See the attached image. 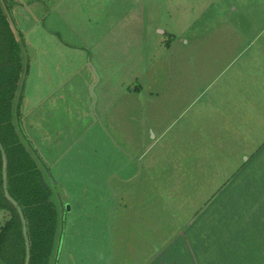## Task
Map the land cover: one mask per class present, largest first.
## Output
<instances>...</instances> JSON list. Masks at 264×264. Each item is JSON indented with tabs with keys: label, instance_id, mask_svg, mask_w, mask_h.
Segmentation results:
<instances>
[{
	"label": "rangeland",
	"instance_id": "1",
	"mask_svg": "<svg viewBox=\"0 0 264 264\" xmlns=\"http://www.w3.org/2000/svg\"><path fill=\"white\" fill-rule=\"evenodd\" d=\"M14 11L20 88L28 69L30 101L45 108L29 137L59 214L50 264H108L112 236V264H162L172 219H193L264 148V0H34ZM62 89L66 111L52 113Z\"/></svg>",
	"mask_w": 264,
	"mask_h": 264
},
{
	"label": "crops",
	"instance_id": "2",
	"mask_svg": "<svg viewBox=\"0 0 264 264\" xmlns=\"http://www.w3.org/2000/svg\"><path fill=\"white\" fill-rule=\"evenodd\" d=\"M33 1L2 0L15 35L24 34L15 18V7H30ZM21 54L24 55L23 44ZM26 72L21 86V113L24 130L30 136V129L34 128V125H37L38 129L41 124L40 117L45 108L42 100L35 99V102L31 103L26 86L29 70ZM64 93L66 91L62 89L58 95H50L53 101L49 106L50 112L66 111ZM37 113L38 118L33 116ZM31 119L34 120L33 124ZM30 140L32 141L31 138ZM34 146L37 149L35 144ZM41 157L43 158L42 155ZM259 169L264 172V148L259 153L247 157L229 178L231 181L226 182V187L221 192L209 196V203L205 208L202 205L199 214L196 212L193 219L187 218L182 223L172 219L171 226L175 229L172 238L169 237L173 231L169 227L170 221L168 226L163 224V238H169L162 250L169 251L163 254L162 261L165 260L168 264H264V175L260 176L259 180L255 178ZM163 221L165 223L166 218L163 217ZM165 261L162 264H165Z\"/></svg>",
	"mask_w": 264,
	"mask_h": 264
},
{
	"label": "trees",
	"instance_id": "3",
	"mask_svg": "<svg viewBox=\"0 0 264 264\" xmlns=\"http://www.w3.org/2000/svg\"><path fill=\"white\" fill-rule=\"evenodd\" d=\"M21 52L20 41L0 0V210L9 214L0 228V264H26L27 238L29 264H50L59 214L51 188L43 184L44 170L49 166L22 124L20 84L25 71ZM3 151L7 160L6 185Z\"/></svg>",
	"mask_w": 264,
	"mask_h": 264
},
{
	"label": "water",
	"instance_id": "4",
	"mask_svg": "<svg viewBox=\"0 0 264 264\" xmlns=\"http://www.w3.org/2000/svg\"><path fill=\"white\" fill-rule=\"evenodd\" d=\"M27 53H28L29 57H31L32 59L36 58V52H35V49H34L33 47L30 46V47L28 48V50H27ZM111 137H112V140L114 141V143H115V144H116V145H117L122 151H124L125 153H128L127 150H126L125 148H123L122 146L119 145V143L117 142V140H116L115 138H113V136H111ZM3 157H4V177H5V185H6V168H7V160H6V155H5L4 151H3ZM43 184H44L45 187H49V185L46 183L45 180H44ZM6 194H7V196L13 201V203H15V204L17 205L16 201H14V200L9 196L8 192H6ZM116 202H117V197L115 198V204H116ZM66 208H67L68 211L71 209V207H70L69 204L66 205ZM22 218H23V220H24L23 214H22ZM24 223H25V220H24ZM113 223H114V215H113V209H112V223H111V226H110L111 231H112V229H113ZM24 230H25V234L27 235V233H26V225H24ZM26 238H27V236H26ZM27 246H28V254H27V261H26V264H29V259H30V249H29L28 238H27ZM110 246H111V254H110V257L108 258V264H112V263H111V260H112V258H113V256H114V249H113V236H112V239H111Z\"/></svg>",
	"mask_w": 264,
	"mask_h": 264
}]
</instances>
